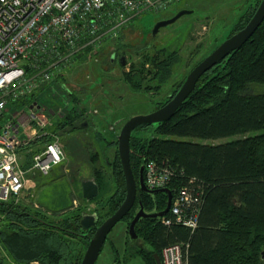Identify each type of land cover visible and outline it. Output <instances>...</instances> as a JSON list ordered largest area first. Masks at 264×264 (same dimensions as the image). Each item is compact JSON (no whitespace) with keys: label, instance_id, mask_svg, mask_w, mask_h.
Listing matches in <instances>:
<instances>
[{"label":"trees","instance_id":"1","mask_svg":"<svg viewBox=\"0 0 264 264\" xmlns=\"http://www.w3.org/2000/svg\"><path fill=\"white\" fill-rule=\"evenodd\" d=\"M260 2L248 1L226 38L248 23ZM88 51L94 55L99 53V50L93 52L92 47L87 46L77 51L75 56L77 58ZM123 55L118 57L119 64L124 65L123 80L134 91L146 93H152L153 90V93L158 92L163 83L171 78L174 66L181 62V56L176 51L167 53L161 48L154 52H143L142 61L131 63L127 69V63H122ZM147 64L152 67H146ZM187 74L174 85L165 99L157 102L155 109L175 95ZM64 80L65 74L57 77L54 87L63 89ZM54 87H49L45 92H51ZM69 95L71 97L68 100H73L75 104L56 124L58 128H77L75 122L86 111L85 107L78 105L79 97L73 93ZM84 120L89 123L88 119ZM83 124L84 121L81 128ZM150 126H154V135L131 136L130 157L135 177L138 178L140 167L149 159L167 163L172 175L169 188L173 194L182 188L189 191L193 198L190 211L198 212V222L193 229L174 221L165 225L158 219L141 220L136 225V231L143 244L138 245L128 237L129 242L135 245L136 256H140L144 264H157L154 253L161 255L165 246L177 243L183 246L188 264H264L261 257L264 250V21L249 40L200 77L196 88L172 117L152 125L141 124L136 129ZM235 135L240 137L220 144L173 138L218 139ZM97 136L101 138L100 134ZM52 138L50 134L39 139L44 143ZM112 142L116 148L112 158L107 154L101 155V151H94L89 157L91 175L99 185V194L90 200L82 195L86 202L98 199L107 184V176L110 177L108 187L112 186L114 190L104 203L98 202H101L100 208L80 207L68 217L52 220L58 227L49 230L45 226L47 217L32 211L29 205L0 203V213H5L0 222V243L3 242L8 248L23 255L12 259L14 264H31L34 260L42 264L81 263L91 235H87L84 240L78 234L63 232L61 226L82 230V211H97L100 223L123 202L126 181L118 152V140H110L108 143ZM147 196L138 190L134 206L123 218L128 219V225L140 201L146 210L152 207L146 201ZM166 205L167 198H164L159 209H164ZM26 223H33V227L44 225L42 227L45 232L40 241L33 242L32 237L25 235L29 229L22 225ZM6 226L9 230H4ZM58 231L61 237L67 235L72 238L62 237L74 243L78 250L73 258H70L68 251L54 249L49 239L54 233L60 234ZM1 246L0 264L5 259Z\"/></svg>","mask_w":264,"mask_h":264},{"label":"rangeland","instance_id":"2","mask_svg":"<svg viewBox=\"0 0 264 264\" xmlns=\"http://www.w3.org/2000/svg\"><path fill=\"white\" fill-rule=\"evenodd\" d=\"M248 1L253 0H181L166 11L146 12L140 17L130 19L115 31L116 38H104L98 54L94 55L88 51L78 55L74 65L64 72L65 80L62 81L64 88L54 87L51 92L44 91L39 100L50 106V109L54 107L53 110H56L63 108L65 101L71 97L67 94L73 93L79 97L78 105L91 112L89 117L78 118L75 122L77 128L69 126L58 128L56 125L74 106L75 103L71 99L62 115H49L54 123L49 130L53 133L57 131L66 157L55 164L47 174L31 173L37 183L33 188L35 196L32 198L37 204L34 202L30 204L31 210L45 215L49 220L58 221L75 213L80 207L99 206L100 208V203H104L114 189L112 186L108 187L110 177L107 176V184L98 199L89 202L82 199V182L92 177L89 157L94 151H101L99 152L101 155L107 154L112 158L116 148L113 142L112 144L108 142L118 138L124 123L134 115L154 111L157 102L162 101L172 92L174 85L191 70L193 65L226 38ZM182 8L192 9L193 13L181 16L175 22L162 27L156 35H152L154 24L158 19L172 17ZM161 48L167 53L176 51L181 56V62L174 66L171 78L163 83L156 93H153V89L152 93L134 91L123 80L124 65L119 64L118 57L124 54L127 63L125 67L128 69L131 63L142 61L143 52H154ZM146 67L151 68L152 65L147 64ZM26 105L24 100H18L10 102L8 107L11 111V109H23ZM95 108L98 112L94 111ZM87 118L89 123L84 120ZM82 121L84 127L81 128ZM153 128L154 126H150L143 131L135 129L133 134L152 136ZM99 134L102 139L97 136ZM239 137L240 135L218 139L173 138L220 144ZM43 144L45 142L42 141L40 146ZM99 201L101 202L98 204ZM31 224L33 223L22 225L25 229H29L25 235L32 237L33 242H38L44 236L42 234L45 232L44 225L33 227ZM128 227V219L125 218L112 228L95 264H144L142 258L136 256L134 252L135 245L129 242ZM4 230H9L8 226ZM63 236L71 238L67 235ZM62 237L61 232L54 233L49 240L54 249L68 251L70 258H73L78 250L75 249L74 243ZM0 246L2 255L6 258L5 264H12V259L23 256L13 248H8L3 242Z\"/></svg>","mask_w":264,"mask_h":264},{"label":"built area","instance_id":"3","mask_svg":"<svg viewBox=\"0 0 264 264\" xmlns=\"http://www.w3.org/2000/svg\"><path fill=\"white\" fill-rule=\"evenodd\" d=\"M180 1L0 0V203L32 204L34 186L28 184L27 173L47 174L65 159L60 137L49 130L54 124L49 115H62L69 100L63 108L52 110L38 98L74 65L76 52L87 46L96 52L104 38L115 37V31L130 19L166 11ZM18 100L27 105L10 111V102ZM90 112L86 109L82 117ZM23 134L53 137L34 153L29 169L19 157ZM143 174L149 189L169 187L172 179L170 166L155 159L146 161ZM192 205L187 189L175 191L160 222L194 229L198 212L190 211ZM4 217L0 213V222ZM161 258L162 264H188L183 246L177 243L165 246Z\"/></svg>","mask_w":264,"mask_h":264},{"label":"water","instance_id":"4","mask_svg":"<svg viewBox=\"0 0 264 264\" xmlns=\"http://www.w3.org/2000/svg\"><path fill=\"white\" fill-rule=\"evenodd\" d=\"M190 13H193L192 9L182 8L172 17L156 21L153 27L152 35H156L162 27L175 22L181 16ZM263 21L264 0H261L248 23L243 28L224 39L214 50H212L197 65H195L186 76L178 91L166 104L150 113L134 115L124 123L120 133L118 134L117 140L118 152L126 181V195L118 209L100 223L97 211L87 209L81 212V229L84 231L94 229V233L89 237V243L80 264L96 263L109 232L134 206L138 190L151 194L164 192L167 194L168 199L167 205L164 209L158 210L155 208L154 211H147L141 201L139 202V207L136 209L135 215L128 227L127 233L130 241L135 242L138 245H142L143 241L140 239L136 231V225L143 219L160 220L161 217L165 216L169 212L173 197L172 190L169 187L149 189L144 181V165L140 167L138 178L135 177L131 167L130 157V140L132 133L134 129L141 124L152 125L172 117L183 101L196 88L200 77L218 62L226 58L231 52L241 47L247 40H249ZM122 63H126L124 56H122ZM98 194L99 185L94 177L86 179L82 182V195L86 200H90ZM154 257L157 264H162L161 255L158 252L154 253ZM261 257L264 259V250L261 253Z\"/></svg>","mask_w":264,"mask_h":264},{"label":"flooded vegetation","instance_id":"5","mask_svg":"<svg viewBox=\"0 0 264 264\" xmlns=\"http://www.w3.org/2000/svg\"><path fill=\"white\" fill-rule=\"evenodd\" d=\"M190 72V71H189ZM188 72V73H189ZM188 75V74H187ZM172 98V97H171ZM170 98V99H171ZM169 99V100H170ZM168 100V101H169ZM167 103V102H166ZM166 103H164V104H166ZM164 104H162V105H160V107L161 106H163ZM159 108V107H158ZM157 108V109H158ZM138 127V126H137ZM136 127V128H137ZM135 128V129H136ZM149 127H146L145 129L144 128H139V129H136V130H146V129H148ZM134 129V130H135ZM133 134V133H132ZM145 193V192H144ZM148 196H147V198H146V201H147V203L148 204H152V207L151 208H149V209H147V211H154L155 210V208H157L158 210H161V209H159V204H163V199L164 198H167L168 199V196H167V194L166 193H164V192H159V193H156V194H151V193H146ZM45 226L47 227V229H49V230H54L56 227H58L56 224H55V222H53L52 220H49L48 218H47V224H45ZM60 228V227H59ZM61 228H62V231L63 232H67V233H75V234H78V235H80L81 236V238L82 239H86L87 238V235L89 236V235H92V229H90L88 232L87 231H85V232H83L82 230H80V229H76V230H72V229H70V228H68V227H64V226H61ZM85 235H86V237H85ZM80 238V237H79ZM85 253V252H84ZM5 258V257H4ZM3 261H6V258L5 259H3ZM9 261H11V260H9ZM11 263L12 264H14V262H12L11 261ZM39 263V261L38 260H34V261H32L31 262V264H38ZM41 263V262H40ZM2 264H5L4 262L2 263Z\"/></svg>","mask_w":264,"mask_h":264},{"label":"crops","instance_id":"6","mask_svg":"<svg viewBox=\"0 0 264 264\" xmlns=\"http://www.w3.org/2000/svg\"><path fill=\"white\" fill-rule=\"evenodd\" d=\"M34 132H35V129H32L31 133L33 134ZM21 138L25 142L21 146V149H20V154H19L20 161L25 169H29L32 163V158H33L34 153L37 152L38 148L42 147L40 146L42 141L39 139V137L35 135L30 136L28 134H23ZM31 173L33 172L29 171L27 173L28 184L36 187L37 183L35 181V178L32 176L33 174Z\"/></svg>","mask_w":264,"mask_h":264},{"label":"bare ground","instance_id":"7","mask_svg":"<svg viewBox=\"0 0 264 264\" xmlns=\"http://www.w3.org/2000/svg\"><path fill=\"white\" fill-rule=\"evenodd\" d=\"M216 47H217V46H216ZM216 47H215V48H216ZM201 60H202V59H201ZM201 60H200V61H201ZM200 61H199V62H200ZM199 62H198V63H199ZM198 63H197V64H198ZM197 64H196V65H197ZM161 259H162V258H161Z\"/></svg>","mask_w":264,"mask_h":264}]
</instances>
